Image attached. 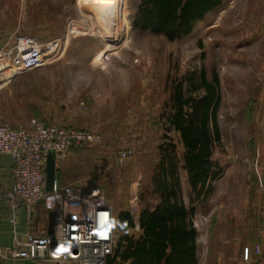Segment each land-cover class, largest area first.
<instances>
[{
    "label": "rangeland",
    "instance_id": "rangeland-1",
    "mask_svg": "<svg viewBox=\"0 0 264 264\" xmlns=\"http://www.w3.org/2000/svg\"><path fill=\"white\" fill-rule=\"evenodd\" d=\"M140 1H12L21 27H10L6 39L13 34L35 37L41 44L67 42L63 57L46 67L8 68L7 85L0 90L1 124L26 127L39 119L98 132L101 145L80 148L91 175L82 184L104 193L118 239L119 213L134 212L135 203L140 217L161 201L152 177L164 137L171 136L183 150L166 121L172 95L180 91L186 99H200L202 73L209 81L216 73L222 138L212 160L221 175L209 200L194 209L198 264H224L238 239L215 236H243L258 217L253 203L259 201L255 165L264 139V0H225L179 41L133 26ZM127 150L134 156L118 163ZM179 172L181 194L190 206L191 187L181 164Z\"/></svg>",
    "mask_w": 264,
    "mask_h": 264
},
{
    "label": "trees",
    "instance_id": "trees-1",
    "mask_svg": "<svg viewBox=\"0 0 264 264\" xmlns=\"http://www.w3.org/2000/svg\"><path fill=\"white\" fill-rule=\"evenodd\" d=\"M225 0H141L133 26L141 31L164 35L179 41L192 34L198 22L220 8ZM204 95L200 99H186L180 91L171 97L166 121L168 130L179 135V144L166 135L159 146L161 162L154 172L152 183L161 196L154 210L144 209L140 215L141 233L132 235L135 226L129 211L118 215L122 231L113 256L106 264H198V231L195 225V206L207 202L214 190V182L221 175L212 160L215 146L222 134L218 123L221 105L219 77L213 73L209 81L201 75ZM170 106V103H169ZM84 147V146H83ZM81 147H75L79 150ZM56 182L65 178L63 163H57ZM187 172L191 187L190 206L181 194L179 166ZM116 229V225H115ZM0 264L2 262L0 261Z\"/></svg>",
    "mask_w": 264,
    "mask_h": 264
},
{
    "label": "built area",
    "instance_id": "built-area-1",
    "mask_svg": "<svg viewBox=\"0 0 264 264\" xmlns=\"http://www.w3.org/2000/svg\"><path fill=\"white\" fill-rule=\"evenodd\" d=\"M67 38L41 44L35 37L8 38L0 48V59L8 68L35 71L63 57ZM103 143L95 131L63 127L32 119L26 127L0 124V154L14 161L15 185L5 194L17 211L26 209L28 231L24 239H15V246L0 249V261L26 260L37 264H106L116 249L115 217L101 190L70 185L61 188L55 182L52 192L46 191V167L49 156L56 163L64 162L72 149ZM134 156L127 150L117 158L123 163ZM45 206L52 219L51 228L38 235L33 219L39 206ZM130 212L141 231L138 205ZM16 213V212H15ZM16 225V219L13 220ZM259 252V250H257ZM249 259V249L245 260Z\"/></svg>",
    "mask_w": 264,
    "mask_h": 264
},
{
    "label": "crops",
    "instance_id": "crops-1",
    "mask_svg": "<svg viewBox=\"0 0 264 264\" xmlns=\"http://www.w3.org/2000/svg\"><path fill=\"white\" fill-rule=\"evenodd\" d=\"M12 1L16 0H0V48L6 43V35L10 27H21V19L17 20L16 13L12 12ZM21 16V13L19 14ZM13 38L12 36H10ZM9 37V38H10ZM8 67L4 61L0 59V90L7 85ZM0 116V124L2 122ZM16 125V124H15ZM14 125V127H15ZM21 127L22 124H17L15 128ZM80 129V128H79ZM92 131V130H91ZM262 151L258 155L256 167V177L258 181L259 201L253 203V208L258 209V217L254 218L253 229L248 226L244 235L230 232V234L221 233L216 235L218 240H236L231 246V251L224 264H264V139H262ZM87 154L83 150H75L69 154L63 163L65 178L60 180L61 186L80 185L88 179L86 173L85 162ZM88 162V161H87ZM90 164L92 163L89 161ZM14 161L7 154H0V249L5 250L15 246V239H24L28 231V218L26 209L23 205H19L17 211L12 209V203L6 198L5 194L11 191L15 185L13 175ZM60 166L56 164V169ZM86 187V186H85ZM255 210V211H256ZM16 219V225L13 220ZM251 221V219H250ZM33 227L38 235H42L51 228L52 219L50 213L42 204L38 207L36 216L33 219ZM231 236H233L231 238ZM214 238V239H215ZM238 242V243H237ZM222 243H227L223 241ZM249 249V259L245 260V251ZM259 250V252H257ZM2 264H37L26 260H4Z\"/></svg>",
    "mask_w": 264,
    "mask_h": 264
},
{
    "label": "water",
    "instance_id": "water-1",
    "mask_svg": "<svg viewBox=\"0 0 264 264\" xmlns=\"http://www.w3.org/2000/svg\"><path fill=\"white\" fill-rule=\"evenodd\" d=\"M56 161L52 155L49 156L46 167V191L52 192L56 182Z\"/></svg>",
    "mask_w": 264,
    "mask_h": 264
},
{
    "label": "bare ground",
    "instance_id": "bare-ground-1",
    "mask_svg": "<svg viewBox=\"0 0 264 264\" xmlns=\"http://www.w3.org/2000/svg\"><path fill=\"white\" fill-rule=\"evenodd\" d=\"M81 1H86V0H81Z\"/></svg>",
    "mask_w": 264,
    "mask_h": 264
}]
</instances>
